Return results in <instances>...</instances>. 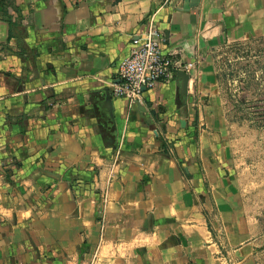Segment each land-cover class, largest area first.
<instances>
[{
  "label": "crops",
  "instance_id": "0c3cea01",
  "mask_svg": "<svg viewBox=\"0 0 264 264\" xmlns=\"http://www.w3.org/2000/svg\"><path fill=\"white\" fill-rule=\"evenodd\" d=\"M150 25L175 69L130 104ZM239 105L264 106V0H0V264H264Z\"/></svg>",
  "mask_w": 264,
  "mask_h": 264
},
{
  "label": "rangeland",
  "instance_id": "374dc122",
  "mask_svg": "<svg viewBox=\"0 0 264 264\" xmlns=\"http://www.w3.org/2000/svg\"><path fill=\"white\" fill-rule=\"evenodd\" d=\"M232 116L242 125L240 133L244 137L239 144V194L245 211L264 229V106H235Z\"/></svg>",
  "mask_w": 264,
  "mask_h": 264
},
{
  "label": "built area",
  "instance_id": "2783aa9c",
  "mask_svg": "<svg viewBox=\"0 0 264 264\" xmlns=\"http://www.w3.org/2000/svg\"><path fill=\"white\" fill-rule=\"evenodd\" d=\"M160 43L161 35L152 25L132 40L128 55L117 67L118 82L111 88L114 97L124 98L130 104L139 103L145 91L169 77L175 62L162 53Z\"/></svg>",
  "mask_w": 264,
  "mask_h": 264
},
{
  "label": "water",
  "instance_id": "95a60500",
  "mask_svg": "<svg viewBox=\"0 0 264 264\" xmlns=\"http://www.w3.org/2000/svg\"><path fill=\"white\" fill-rule=\"evenodd\" d=\"M177 76L182 80V95L185 96L186 86H187V76L183 72H177Z\"/></svg>",
  "mask_w": 264,
  "mask_h": 264
}]
</instances>
